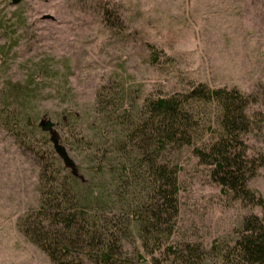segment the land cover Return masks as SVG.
Instances as JSON below:
<instances>
[{
    "label": "trees",
    "instance_id": "trees-1",
    "mask_svg": "<svg viewBox=\"0 0 264 264\" xmlns=\"http://www.w3.org/2000/svg\"><path fill=\"white\" fill-rule=\"evenodd\" d=\"M102 12L108 17L109 8ZM140 44L145 61L156 64L160 52L150 42ZM27 83L5 79L0 86V128L36 167V203L23 209L15 226L50 264H140L146 258L204 264L208 256L212 264H264V214L243 215L228 239H214L208 248L171 238L184 150L225 196L264 207L248 185L264 163V153L250 152L243 138L253 126L248 94L202 81L145 95L102 83L84 111L62 109L52 120V127H64L56 134L73 153V174L54 152L49 132L40 129V118L48 117L36 120Z\"/></svg>",
    "mask_w": 264,
    "mask_h": 264
},
{
    "label": "rangeland",
    "instance_id": "rangeland-1",
    "mask_svg": "<svg viewBox=\"0 0 264 264\" xmlns=\"http://www.w3.org/2000/svg\"><path fill=\"white\" fill-rule=\"evenodd\" d=\"M142 41L160 52L156 64L145 61ZM5 79L28 82L37 121L41 114L56 120L66 108L84 111L105 82L143 95L196 81L236 87L253 98L244 141L250 152L264 153V0H0V86ZM53 129L64 132L61 124ZM180 164L173 242L208 248L228 239L243 215L264 214L221 193L189 152ZM35 173L31 155L0 128V264H50L15 226L36 203ZM248 185L264 198V163Z\"/></svg>",
    "mask_w": 264,
    "mask_h": 264
},
{
    "label": "water",
    "instance_id": "water-1",
    "mask_svg": "<svg viewBox=\"0 0 264 264\" xmlns=\"http://www.w3.org/2000/svg\"><path fill=\"white\" fill-rule=\"evenodd\" d=\"M17 1L18 0H11L12 3H15ZM38 123L41 130L49 132V140L52 144L53 150L57 154V156L61 159L62 164L68 167L73 174H76L74 162L72 158L68 155L65 147L59 143L57 134L52 127L53 125L52 120H50L49 118L42 117L40 118Z\"/></svg>",
    "mask_w": 264,
    "mask_h": 264
}]
</instances>
